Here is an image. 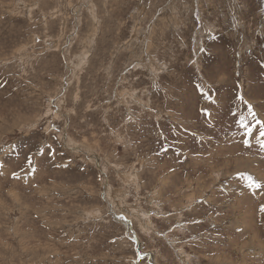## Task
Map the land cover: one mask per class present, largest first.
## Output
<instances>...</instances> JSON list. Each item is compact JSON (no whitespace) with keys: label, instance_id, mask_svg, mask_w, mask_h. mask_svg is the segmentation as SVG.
Instances as JSON below:
<instances>
[{"label":"rangeland","instance_id":"374dc122","mask_svg":"<svg viewBox=\"0 0 264 264\" xmlns=\"http://www.w3.org/2000/svg\"><path fill=\"white\" fill-rule=\"evenodd\" d=\"M262 132L264 0H0V264H264Z\"/></svg>","mask_w":264,"mask_h":264},{"label":"snow or ice","instance_id":"6c2138e0","mask_svg":"<svg viewBox=\"0 0 264 264\" xmlns=\"http://www.w3.org/2000/svg\"><path fill=\"white\" fill-rule=\"evenodd\" d=\"M262 135H264V132H262ZM249 179H251V178H249ZM252 186H256V187H258L259 185H255V182L253 181V182H252Z\"/></svg>","mask_w":264,"mask_h":264}]
</instances>
